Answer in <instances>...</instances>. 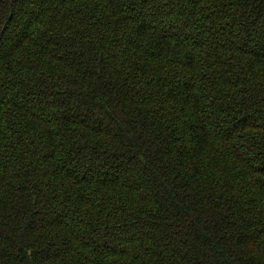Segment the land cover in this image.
<instances>
[{"label":"trees","instance_id":"trees-1","mask_svg":"<svg viewBox=\"0 0 264 264\" xmlns=\"http://www.w3.org/2000/svg\"><path fill=\"white\" fill-rule=\"evenodd\" d=\"M0 264H264V0H0Z\"/></svg>","mask_w":264,"mask_h":264}]
</instances>
